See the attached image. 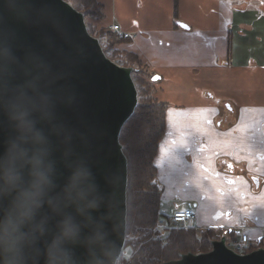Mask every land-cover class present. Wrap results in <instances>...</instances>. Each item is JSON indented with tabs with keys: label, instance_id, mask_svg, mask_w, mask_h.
I'll return each instance as SVG.
<instances>
[{
	"label": "water",
	"instance_id": "95a60500",
	"mask_svg": "<svg viewBox=\"0 0 264 264\" xmlns=\"http://www.w3.org/2000/svg\"><path fill=\"white\" fill-rule=\"evenodd\" d=\"M133 71L105 53L88 30L85 14L67 0H0V156L17 135L6 102L21 89L29 94L35 89L48 105L47 115L35 117L54 162L56 187L49 195L61 192L77 164L91 168L103 197L92 214L105 217L115 263L127 233L129 163L120 135L139 104ZM24 174L27 178V168ZM10 200H0V208ZM65 211L75 214L72 206ZM41 214L50 217L48 227L54 231L60 216L47 203ZM48 239L38 242L37 264H45ZM76 255L80 264H88L85 248L77 247ZM161 264H264V248L239 254L223 237L208 252H189Z\"/></svg>",
	"mask_w": 264,
	"mask_h": 264
},
{
	"label": "crops",
	"instance_id": "0c3cea01",
	"mask_svg": "<svg viewBox=\"0 0 264 264\" xmlns=\"http://www.w3.org/2000/svg\"><path fill=\"white\" fill-rule=\"evenodd\" d=\"M97 1V29L119 25L130 36L117 49L160 74L156 97L169 105L161 146L183 157L205 150L193 163L197 173L223 159L229 193H251L246 183L264 169L256 157L264 146V0ZM170 118L178 123L170 127Z\"/></svg>",
	"mask_w": 264,
	"mask_h": 264
},
{
	"label": "clouds",
	"instance_id": "9594fccd",
	"mask_svg": "<svg viewBox=\"0 0 264 264\" xmlns=\"http://www.w3.org/2000/svg\"><path fill=\"white\" fill-rule=\"evenodd\" d=\"M5 106L17 135L0 156V200L11 197L7 207L0 208V264H37V245L45 236H50L45 240V264H80L77 247L86 249L88 264H115L105 217L92 214L99 211L103 197L91 168L77 164L61 192L49 195L56 187L54 162L35 117L48 114L46 98L35 89L31 94L21 89ZM45 203L60 216L54 231L48 227L50 217L41 214ZM69 206L75 214L65 211Z\"/></svg>",
	"mask_w": 264,
	"mask_h": 264
},
{
	"label": "trees",
	"instance_id": "16d2710c",
	"mask_svg": "<svg viewBox=\"0 0 264 264\" xmlns=\"http://www.w3.org/2000/svg\"><path fill=\"white\" fill-rule=\"evenodd\" d=\"M67 1L74 4L76 2V8L93 20L102 18V5L97 0ZM86 24L88 25L87 21ZM89 28L88 25V30ZM97 35L107 38L108 43L103 48L108 54L110 53L109 57L113 60H120L119 62L124 66L133 67L136 75L133 79L138 85L140 103L135 113L124 125L120 135L121 143L124 145L127 159L130 162L127 232L148 229L156 223L160 215L158 210L162 189L157 180L158 168L155 158L166 134L169 105L155 96L157 88L146 79L147 76L153 78L154 74L145 67L139 56L130 51L116 49V45L125 42L127 38L119 37L117 33L108 28L97 29ZM235 235V231L225 233L221 229L177 230L172 232L169 246L166 249H161L158 243H151L149 238H144L137 245L136 260L140 257L143 264H151L158 260L167 262L178 259L188 251L184 250L185 246H182L181 250L175 247L185 242L191 243L192 249L197 250L201 247L202 252H208L212 249L215 240L225 236L228 243H231ZM263 246L264 240L260 243V247ZM253 248L256 247L252 244L251 250Z\"/></svg>",
	"mask_w": 264,
	"mask_h": 264
},
{
	"label": "rangeland",
	"instance_id": "374dc122",
	"mask_svg": "<svg viewBox=\"0 0 264 264\" xmlns=\"http://www.w3.org/2000/svg\"><path fill=\"white\" fill-rule=\"evenodd\" d=\"M70 3L75 7L77 6L76 2L75 4L72 2ZM85 20L87 21L90 27L89 28L90 32H93L91 34L100 40L102 46L106 47L105 45H107L108 43L107 38L106 37L102 38L100 35L99 36L97 35V29H96L97 21H94L93 19L87 16H85ZM94 29L96 30L94 31ZM117 45H116V49H117ZM105 53L108 56L110 54V53L108 54L106 51ZM117 61L120 60L117 59ZM153 71H154L153 78L155 79L156 77H159L160 79V74L155 70ZM134 77H136V75L135 72L133 71V78ZM153 78L152 77L149 78L148 76L146 77V79L150 80L149 82L151 83V85L156 88L155 82H158L159 79L154 81ZM136 86L138 88L137 84ZM155 96H157L156 93ZM139 103H140V98H139ZM170 104L173 105V103L171 102ZM169 123L171 127L172 125L177 124L178 121L170 118ZM182 126L184 128H188L187 126L184 125ZM192 127H195V125H193ZM162 146H163V152L161 150ZM162 146L159 148L158 155L155 158L157 167L159 165L158 167L159 173L157 176V180L162 189V197L158 212L159 214L161 212H164V214H162V217L164 216L167 217V214H169L170 211L172 212L175 209L193 208L195 211H198L199 214L198 219L195 220L193 223L194 227L199 230L207 229V228H216L218 226L224 225L225 227L235 226L237 229L238 236H242V234L244 233L247 235L249 234V232L251 233L249 227L254 228L251 229L253 231L252 238L258 237L259 234H263L261 227L264 226V221H259L257 222L258 223L257 224L255 220H257L259 217H264V169H261V178L263 179V182L259 187V191H253L249 193L246 190V192H244V194L242 195H235L236 193L235 194L229 193L230 186L225 183V178L221 175L222 174L221 172L225 171V169L223 170L221 167L223 163V159L222 160L220 159L219 165L217 164L213 168V170L210 168H206L205 166H202L201 170L204 173H206L205 175H202L201 170H199V173H197L196 164L193 163L195 161L199 163L196 157L200 155V152L206 155L205 150L199 151L192 149V152L186 153L183 157V156L174 155L173 153L174 148L172 144L169 145L164 144ZM124 152L127 156L125 149ZM256 157L262 162L264 161V146L257 153ZM136 162L138 163V161ZM128 163H129L128 164V189H129V185H130L129 159H128ZM257 168L258 167H256V169ZM247 179L250 180V178ZM235 185L236 183L233 182V186ZM249 185L250 187L252 186V179L250 180V182L246 183V187H249ZM239 186L240 183L237 184V187ZM230 188L232 189V186ZM127 208H128V191H127ZM239 211H241L244 214L243 216L244 219L242 222L241 219L238 218V216L234 217L236 212ZM220 212L222 213V216L225 217L221 216L222 218L218 219ZM228 212H231L233 214V217L229 218V215H227ZM256 216L258 218H256ZM250 217L255 218V220H251L250 222ZM127 220H128V216H127ZM161 222L162 221L159 220V224H161ZM186 227L187 229L185 230L191 229L190 226L188 225ZM179 229L181 228L173 229V230L167 229L165 233L161 232L160 229L159 234L156 235H154V233L152 232L150 234L151 237L149 241H151V243H158L161 249H166L169 246L170 236L172 235V232L177 231ZM141 231H143V229ZM162 236H164L165 238H161ZM133 239H136L135 235ZM182 246H185L184 250L188 251V253L189 252L195 253L197 252V250H199L197 253H201L203 251L201 247H199V249L197 250L192 249L191 243L188 242H185L182 245H178L175 248L177 250H181ZM227 246L228 247L231 246L234 248V242L231 241V243H227ZM133 263L143 264L140 257L137 260L135 259V254L133 256ZM157 263L161 264L162 262H160L159 260L155 262H151V264H157Z\"/></svg>",
	"mask_w": 264,
	"mask_h": 264
},
{
	"label": "built area",
	"instance_id": "2783aa9c",
	"mask_svg": "<svg viewBox=\"0 0 264 264\" xmlns=\"http://www.w3.org/2000/svg\"><path fill=\"white\" fill-rule=\"evenodd\" d=\"M111 29L116 31V33L120 37L129 36L128 33L123 32V29H121L119 25H113L111 26ZM160 217H162V214L159 216V219L156 220V223L151 228L145 230L143 229V231H141L140 229L132 230L131 232L127 233L120 257L115 264H134L133 256L135 254V259H136L137 245L139 244V242H141V240H143L144 238L150 239L151 237L150 234L152 232L154 233V235L159 234L160 229L161 232L165 233L167 229L173 230L178 228L181 229L187 228L186 226L188 224H191L192 221L195 220L196 214L192 209H183V210L175 211L174 213H169L167 214V217L166 216L162 218ZM159 220L162 221L161 224H159ZM133 234L136 236V239H133L134 238ZM161 238H165V237L162 236ZM248 245H249V238L247 236L244 239L240 238L234 244V249L236 252L243 253L248 250L249 247Z\"/></svg>",
	"mask_w": 264,
	"mask_h": 264
},
{
	"label": "flooded vegetation",
	"instance_id": "af4514ba",
	"mask_svg": "<svg viewBox=\"0 0 264 264\" xmlns=\"http://www.w3.org/2000/svg\"><path fill=\"white\" fill-rule=\"evenodd\" d=\"M262 157V156H261ZM229 165V168H230V170H232V168H233V164L230 162V163H228ZM245 164V163H244ZM253 177H251V179H252V186H251V189H252V191L251 192H253V191H259V187H260V185L262 184V178L260 177V175H258L257 173H254L253 175H252ZM230 181V180H229ZM231 182V181H230ZM227 215H229V217H232L233 216V214L231 213V212H228L227 213ZM222 215H221V212L219 213V217H221ZM218 217V218H219ZM246 218H249V217H246ZM256 218H258L257 216H256ZM262 221L264 220V218L263 217H259ZM251 220H255V218H251L250 217V222H251ZM256 221V223L258 222L257 220H255ZM258 224V223H257ZM231 227H233L234 228V230H236V227L235 226H231ZM250 228V231H252L251 229H254L253 227H249ZM261 229H262V231H263V235H264V226L263 227H261ZM252 233V232H251ZM249 234H250V232H249ZM251 237H252V235H251ZM223 238V237H222ZM234 238V240H232V242H237L238 241V239H239V237H237V235H235V237H233ZM255 238H253V240H254ZM253 240H250V241H253ZM226 241H227V239H226ZM227 243H228V241H227ZM250 244H251V246H252V244L254 245V243L253 242H250Z\"/></svg>",
	"mask_w": 264,
	"mask_h": 264
}]
</instances>
